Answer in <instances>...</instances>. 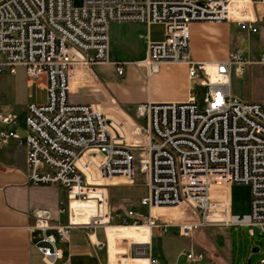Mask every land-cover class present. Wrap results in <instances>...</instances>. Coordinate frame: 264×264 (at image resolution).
<instances>
[{
	"label": "built area",
	"instance_id": "2783aa9c",
	"mask_svg": "<svg viewBox=\"0 0 264 264\" xmlns=\"http://www.w3.org/2000/svg\"><path fill=\"white\" fill-rule=\"evenodd\" d=\"M246 1L254 16L243 20L231 15L234 0H83L80 7L74 0L0 1V74L24 68L30 80L45 79L46 102L30 104L25 119L29 181L66 189L68 202L97 203L85 224L55 226L41 213L36 216L32 229L45 264L63 259L52 230L62 241L77 228L131 225L164 234L175 227L183 237L234 226L264 235V100L241 101L231 86L232 70L242 75L250 61L236 53L225 62L196 63L190 52L194 23L227 22L257 33L255 8L264 0ZM115 23L163 25L164 39L147 43L138 66L151 76L162 63L187 65L195 84L207 89L205 110H199L193 92L184 102L137 105L133 115L73 102L77 86L97 85L93 67L111 63L109 30ZM117 72L124 74L121 65ZM0 125L16 128L0 130V148L11 139L22 144L16 116L0 112ZM136 163L146 176L140 200L146 215L109 207L107 187L114 180L131 182ZM235 184L251 187L245 217L231 211L229 189ZM144 248L135 243V255L159 264ZM185 256L200 263L206 254L191 250Z\"/></svg>",
	"mask_w": 264,
	"mask_h": 264
},
{
	"label": "crops",
	"instance_id": "0c3cea01",
	"mask_svg": "<svg viewBox=\"0 0 264 264\" xmlns=\"http://www.w3.org/2000/svg\"><path fill=\"white\" fill-rule=\"evenodd\" d=\"M233 11L234 9V17ZM235 12L237 13L236 10ZM247 12L248 18L254 16L252 7H248ZM263 17L264 4H261L255 8L257 33L239 29L236 24L227 22L192 24V60L196 63L225 62L236 53L245 57L249 54L248 46L255 36L258 41H264ZM155 26L138 23L112 24L109 30L111 63L93 67L97 85L76 88L77 82H73L71 89L76 90L71 95V100L92 104L107 112L120 110L133 115V109L137 105L184 102L191 92L195 94L197 85L191 79L189 67L185 64L162 63L158 72L151 76H148L146 68L138 66L146 57L147 43L164 39V26L161 25L162 36L156 34ZM261 61L264 65V55ZM118 65L124 69L122 76L117 72ZM236 81L237 73L234 68L231 86L233 95L238 98ZM42 82L45 85V79ZM29 105L0 101V112L16 116L20 121L18 132L22 141L19 144L18 140L11 139L6 147L0 148V264H45L36 245L38 233L32 229L39 213L57 226L71 221L88 223L97 211L95 201L68 202L67 190L62 187L30 183L25 138V119ZM108 107L109 110H106ZM3 129L16 128H3L0 125V130ZM116 183L112 182L113 185ZM231 189L232 187L229 189V197L232 211ZM215 229L220 232L214 234L212 230ZM227 229L208 227L194 231L192 237H183L175 227L169 228L167 234L159 230L149 232L146 225L107 226L106 230L100 228L93 232L77 228L63 241L59 239L56 230H52L51 234L57 238L58 247L63 252V259L58 264H151L150 258H138L135 255V243H145L146 255L149 256L151 251L159 264H232L233 253L228 247V238L221 234V231L225 232ZM191 250L205 252V259L200 263L190 262L185 253Z\"/></svg>",
	"mask_w": 264,
	"mask_h": 264
},
{
	"label": "rangeland",
	"instance_id": "374dc122",
	"mask_svg": "<svg viewBox=\"0 0 264 264\" xmlns=\"http://www.w3.org/2000/svg\"><path fill=\"white\" fill-rule=\"evenodd\" d=\"M82 3L83 0H74L76 7H80ZM233 9L235 19L248 18V13L246 15L238 14L235 12V6ZM154 30L157 35H163V26L156 24ZM248 50L249 54H246L245 58L253 63H249L245 67L244 74L237 75L235 82L237 97L243 101H263L264 65L261 57L264 55V41H258L255 36L250 42ZM206 91V87L201 86H197L194 91L200 111L206 108L204 102ZM46 99L44 83L30 80L24 68H19L16 75L7 71L0 74V101H11L16 105H28L31 103L44 104ZM109 107L106 110H109ZM110 111L114 112L113 110ZM116 182V185L111 184L107 187L109 207L112 210L118 209L120 211L131 209L146 215V209L140 206V200L146 194V176L140 172L138 164H135V176L131 182L121 180H116ZM231 200L233 215L240 217L249 215L252 203L251 187L246 184L233 185ZM251 230L254 229L234 226L225 232L221 231L222 237L225 235L228 238V247L233 253L232 264H264V235L252 234ZM212 231L214 234L220 232L217 229ZM254 249H258V251L255 252Z\"/></svg>",
	"mask_w": 264,
	"mask_h": 264
},
{
	"label": "bare ground",
	"instance_id": "6f19581e",
	"mask_svg": "<svg viewBox=\"0 0 264 264\" xmlns=\"http://www.w3.org/2000/svg\"><path fill=\"white\" fill-rule=\"evenodd\" d=\"M234 6H235L236 11H237L238 14H242V13H241V10H242L243 8H245V9L247 10L248 7H251V5H250L249 3H247L246 0H234L233 7H234ZM233 7H232V9H231V15H232ZM114 181H116V180H114ZM114 181H113V182H114ZM132 226H134V225H131V226H117V227H132ZM134 227H140V226H134ZM146 227H147V229H148L149 232H150V228H149L147 225H146Z\"/></svg>",
	"mask_w": 264,
	"mask_h": 264
},
{
	"label": "water",
	"instance_id": "95a60500",
	"mask_svg": "<svg viewBox=\"0 0 264 264\" xmlns=\"http://www.w3.org/2000/svg\"><path fill=\"white\" fill-rule=\"evenodd\" d=\"M254 234H258V232L255 230V231H254ZM254 251L257 252L258 249H254Z\"/></svg>",
	"mask_w": 264,
	"mask_h": 264
}]
</instances>
